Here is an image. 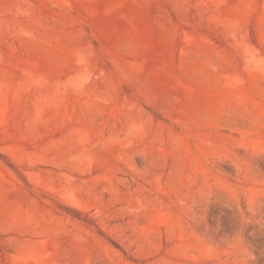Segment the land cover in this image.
<instances>
[{"label": "rangeland", "instance_id": "374dc122", "mask_svg": "<svg viewBox=\"0 0 264 264\" xmlns=\"http://www.w3.org/2000/svg\"><path fill=\"white\" fill-rule=\"evenodd\" d=\"M0 264H264V0H0Z\"/></svg>", "mask_w": 264, "mask_h": 264}]
</instances>
